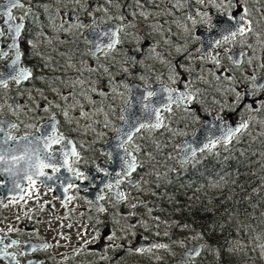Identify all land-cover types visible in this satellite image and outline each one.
<instances>
[{
	"label": "snow or ice",
	"instance_id": "snow-or-ice-1",
	"mask_svg": "<svg viewBox=\"0 0 264 264\" xmlns=\"http://www.w3.org/2000/svg\"><path fill=\"white\" fill-rule=\"evenodd\" d=\"M154 2V0H153ZM57 5L64 4V0H55ZM108 5H112L116 8H120L121 5L117 0H106ZM256 5L261 4V0H254ZM137 8L141 9L139 16L145 20L149 18L151 13L143 11V0H135ZM70 5H76L77 8H71L68 12L57 10V15L61 17L63 21L55 31H64L68 34L72 33L73 29H87L94 39L89 40L91 47L89 55H91L97 62L98 66L103 69V72L109 75V83L113 84L112 92L121 98L125 93L119 91L120 82L114 80L109 68L103 64H99L100 58L116 61L115 54L124 52L125 59L121 71L128 74L132 80H135V75L130 72V67L134 68L138 63L142 61L138 60L135 55L132 54L133 48L130 47L127 51L123 49V45L128 43L129 45L140 44L142 37L138 31H127V29H138V25L133 23L124 15L116 17L108 16V19L103 23L110 24V21L116 19L118 24L111 25L107 28L101 27L100 19L95 16L93 8L89 5L88 0H67L65 7ZM195 5H200V8H194V5L190 3V0H175L172 5L173 8L181 9L188 8L191 12L195 10V16L189 15L188 19L191 21L193 27L197 24H202L204 30L207 33V39L203 35L190 36V39L200 41L197 48L193 49V52L198 53L196 57L201 62H207L215 66L216 69L221 70L220 75L215 76V80L221 82L226 81L229 87L217 88L218 92L222 91V95L227 99L214 100L213 103L217 105L215 112L210 111L204 107V101L202 98L201 90L195 87V81L183 80L179 72L168 77L171 85H177L171 87L164 85L159 90L153 89L151 85L146 86L141 90L135 84L123 83L122 87L128 94V98L124 100V105L119 109V121L120 126L112 128V122L108 119L107 113H105L104 128L110 129L115 132L114 136V150L102 153L107 155L109 162H118L119 171L109 172L107 168L97 164L94 171L96 173H103L104 176H113L114 179L104 184V188L100 189L101 194L96 197L95 204L97 211L100 213L106 210L99 206V202L106 198V193L114 200V203L119 205L121 203H127V206L131 210H135L141 206H146V201L141 200L139 204L135 202V198L132 196V189L137 192L142 191L140 183L134 180L133 174L138 169L143 168L144 164L138 159V155L144 151V148L138 143L137 139H152L151 136L145 137L143 133H156L161 130L172 133L176 136H187L188 133L183 130H173L170 127L172 117L176 112L185 114V117L190 118L192 122L200 123L201 128L204 130L202 139H199L197 132L199 129L194 130L192 133V139L185 143L178 145L177 148L181 153V157L178 160L180 167L186 168L191 166L195 168L198 164L202 163V160L207 156L220 157V151L225 153H231L235 145L241 143V138L248 134L250 126L255 119L256 114L264 113V76H257L255 72L256 68H253L252 75H243V81H245V87L238 89L234 86V83H239L236 77L228 75L231 69L224 68L221 60V56H226L229 63L237 70L242 71V65L246 63L251 67L254 60L261 59L259 56H250L248 52L243 49H250L253 53L257 50L264 51V11L261 7H249V0H195ZM209 5L216 10V18H213L208 11H201L205 6ZM42 6L46 13L51 12V6L48 3L42 5H36V7ZM14 9H23V15L17 17L13 14ZM103 10L105 15L108 13L107 8L101 9L96 6L95 11ZM84 11L91 18L89 23L85 24L80 17L73 16V12ZM254 13L260 14V19H254ZM171 14V13H169ZM35 13L33 12V5L31 0L26 6L22 0H4L3 7L0 8V18L3 19V26H0V44H2L5 37H10L11 43L7 45V49L13 52V58L9 63L5 65L3 69H0V96L7 97V92L10 90V84L15 85L17 91L27 92L26 99L31 102L35 97L32 95L33 89H25L23 86L27 82H31L36 79H44L43 77L34 76L33 70L26 67L22 63L23 53L20 51V45L17 42L22 30L25 28L24 21L29 16ZM132 17L135 18L137 13L133 11ZM199 17V20L196 19ZM38 19V17H35ZM48 19L55 25L54 18L49 15ZM20 22L17 23L16 21ZM74 21V22H73ZM67 24V27H65ZM185 32L189 31L187 26L184 28ZM47 39V37H45ZM253 40L254 43H250ZM168 41H165L167 43ZM29 46L35 49L36 45L29 40ZM51 43V40H48ZM63 43V41H61ZM239 44L240 50L237 51L236 45ZM136 52L140 51V48L134 49ZM186 50V49H185ZM155 52V48H152ZM181 49L177 48V52ZM34 55L40 56L44 59L43 54L40 52H34ZM63 55V54H61ZM159 55V54H157ZM9 56V51L0 48V61L5 60ZM192 53L190 52L186 59L191 60ZM163 62V61H162ZM50 61L45 60L43 66H47ZM68 68H75L76 65L69 62ZM259 69H264V62L258 65ZM185 71H191V68H185ZM89 72H96L97 68H87ZM80 75L83 74V69H78ZM141 81H145V76L139 77ZM200 79H203L201 77ZM90 81L76 79L64 81L62 83L67 87L66 93L61 92L59 88L52 87L51 91L59 98L60 102L56 103L54 100L49 99L44 90L36 88L35 92L43 99L44 103H35V109L47 113V123L38 124L36 122L24 124L20 119V113L32 111L28 108L27 104L17 103L15 107L9 102L10 98H5L3 103H0V177H4L5 180H0V189L6 187V182H10L11 186L8 187V192L12 195L0 198V206L8 207L9 204L16 205L21 204L22 207L26 206L29 200H33L39 211L43 212L45 206L50 202L45 201L41 203L40 190L37 184H41L47 188L48 193L57 191V187H54L58 183L59 188L62 189L63 196L55 197L61 201L62 207L67 208L75 196L70 193L78 190L80 184L84 181H89L92 187H95L93 178L86 174L78 167L84 160L81 152L77 149L76 142L69 137L64 131L61 130V121L57 119V110L63 117V122L71 126L74 122L79 126V122L76 117L70 115V110L75 111L77 107L80 109L78 117L88 118L90 113L84 110V105L80 99H77V93L74 91L77 87L81 89L79 97L88 100L90 104H94L91 96L86 94L84 90L85 83ZM208 83L207 80L204 81ZM46 87L49 86V82L45 80ZM182 85V87L180 86ZM90 91L97 93L100 96H107L103 91H99L95 87H91ZM139 93V94H137ZM230 94V95H229ZM46 105V106H45ZM8 112L16 117V120H9L2 118L5 112ZM138 109V110H134ZM112 112H116L115 108L111 109ZM99 111H103L101 108ZM201 112L205 113L208 118L201 115ZM247 114V115H245ZM238 117L233 121L232 116ZM43 119V117H41ZM259 124H264V121H256ZM21 125L27 131L23 135H17L21 131ZM87 128H91L93 132L95 129L92 126L86 125ZM187 127V125H185ZM75 131V129H72ZM163 134V132H161ZM99 136L106 135V133H99ZM264 135V133H260ZM157 150L160 149V145L155 143ZM80 148H84V143H80ZM150 160L154 159L150 152L146 153ZM243 151L240 152V156H244ZM230 157L224 156L226 161ZM168 159H173L169 156ZM219 175V173L217 174ZM220 180H224V176H219ZM79 181L80 183H76ZM51 182V183H49ZM212 186L216 187V181H211ZM121 185H126L124 189H121ZM88 187H85V191ZM255 191V190H254ZM5 200L7 202H5ZM89 203H93L89 201ZM35 211V209H30ZM147 213L151 218L159 223H166L161 221L159 216H152V208L147 209ZM28 215L27 212L24 213ZM264 215V214H262ZM20 217L17 216V219ZM67 218V217H65ZM235 218L228 217L229 221H233ZM261 225H264V219L260 221ZM71 227V225H68ZM107 233L104 237L109 243L108 248L116 249L124 247L123 244H117V240H127L129 236H135V229L137 227L142 228L144 231L149 230V226L146 220H141L137 217L135 211H129L127 213H119L114 215L109 224L106 225ZM182 229L188 228V225H181ZM225 223L210 224V231H216L217 229L223 233ZM19 231L9 226L8 231L0 235V261L4 264H20L18 256L27 255L26 250H21L18 253L12 252L10 249L20 248V241L11 239L10 233ZM255 232V229L251 225L243 224L240 222L237 228V236L240 232ZM160 233H156L159 235ZM168 235L167 232L164 233ZM66 239L67 237H61ZM100 239L99 233H95L92 236L91 241H85V245L92 241ZM191 241L204 240L202 232H195L192 236L187 238ZM254 248L259 249V255L261 259H264V242H261V234L253 236ZM184 246V241L179 242ZM223 244L226 245L224 251L229 255L236 254L245 248V245L241 239L225 237ZM51 247L49 244H43L39 246V249H48ZM26 248H30L32 252L38 250L37 246L30 244L26 245ZM165 250L170 251L168 244L155 243L147 247L128 248L129 252L134 253H151L153 250ZM83 250V246L74 253L79 255ZM208 250L217 259H220L221 249L219 247L212 248L208 245L207 241L202 244L193 246L187 249L178 262V264H196L197 258L202 256V253ZM101 259H107L105 256H101ZM68 259V257H65Z\"/></svg>",
	"mask_w": 264,
	"mask_h": 264
},
{
	"label": "flooded vegetation",
	"instance_id": "flooded-vegetation-1",
	"mask_svg": "<svg viewBox=\"0 0 264 264\" xmlns=\"http://www.w3.org/2000/svg\"><path fill=\"white\" fill-rule=\"evenodd\" d=\"M264 1V0H263ZM22 2L27 6L29 4V0H22ZM48 0H39V3L44 4L47 3ZM4 0H0V8L3 7ZM95 5L92 7L93 9L98 5L95 1L91 2ZM190 3L194 5V8H200V5H195V0H190ZM92 4H90L92 6ZM254 8V7H250ZM33 6V12H34ZM189 15L195 16V10L193 9L191 12L187 8ZM204 11V9H201ZM209 13L213 15V18H216V10L214 8L208 9ZM264 11V9L262 10ZM13 14L17 17L23 15V9H14ZM73 16H77V13L73 12ZM35 17H38L36 15ZM33 15H29L25 21V28L22 30L21 37L17 41L20 45V51L23 53L22 63L24 66L29 67L33 70L34 76L43 77L44 79H36L31 82H27L23 87L25 89L31 88L33 89L32 95L36 98H39V95L35 92L36 88H40L45 91V94L48 92V87L45 85V81L48 78V73L51 70H46L51 65L48 63L47 66H43L45 63H42L40 60V56L34 55V52H40L43 55L49 54L50 52H67L68 43L65 41L64 45H61L59 48L52 50L56 47V41L51 40L52 46H47L45 49L43 47V43L38 45V42L35 38L36 34L39 32L38 30V22L36 23L34 19H36ZM81 20L90 21V17L88 14H84L79 16ZM44 15L42 14L40 19H43ZM197 18V17H196ZM254 19L259 20L260 14L254 13ZM17 23L20 21L17 20ZM74 22V21H73ZM264 23V21H261ZM45 24V23H44ZM0 26H3V19L0 18ZM52 31V30H51ZM199 35H203L204 37L207 33L202 27L198 31ZM206 34V35H205ZM66 39V38H64ZM31 40L35 45V49L29 46L28 41ZM44 40L48 42L44 37ZM63 40V39H62ZM11 43L10 37H5L3 39L2 44H0V48H4V50L9 51V56L0 61V69H3L7 63L13 58V52L7 49V45ZM250 43H254L253 40H250ZM199 45H197L198 47ZM196 47V48H197ZM52 48V49H50ZM237 51L240 50L239 44L236 45ZM248 52L250 56H259L261 59L254 60L253 65L250 67L246 63L242 65V71L240 70V89L245 87V81H243V75H252L253 68H256L257 71L255 74L257 76H264V69H259L258 65L261 62H264V51L257 50L256 53H253L250 49H243ZM69 54H63V57H68ZM139 56V55H138ZM137 56V57H138ZM138 59H141L140 56ZM221 60L228 61L226 56H221ZM229 62V61H228ZM231 65V64H230ZM138 78V74H135ZM141 85V84H140ZM150 85V84H148ZM166 85V84H159ZM143 86V85H142ZM152 86H157V84H151ZM168 86V85H167ZM145 87V86H143ZM9 91L7 92V97L0 96V103L4 102L5 98H10L9 102L13 104V107L17 103L35 105L37 103L34 101H27L26 96L27 92H19L17 91L15 85L10 84ZM217 97L216 100H220V94L211 91L209 93V97ZM44 102H41L43 104ZM215 107L217 105L214 104ZM210 111L211 107L205 106ZM27 111V109L25 110ZM28 112V111H27ZM201 115L205 118H208L205 113L201 112ZM247 115V114H245ZM2 118H6L9 120H16V117L11 115L7 109H5L4 115ZM20 119H24V112L20 113ZM58 120H60L57 117ZM210 119V118H208ZM233 121L237 120L238 117L235 115L232 116ZM61 121V120H60ZM256 121H264V113L256 114L253 123L250 126L249 132L251 135H244L241 138V143L238 144L237 156H238V168L240 170V161L245 166L249 168L252 165L254 168H264V154L261 163V153L264 152V135H260V133H264V124H259ZM47 123V118L45 117L38 124ZM203 123V119L200 123L193 122L192 124H197L195 126V130L201 129V124ZM61 130H63L61 126ZM27 131V130H26ZM23 125H21V131L17 133V135L24 134ZM69 135L68 133H66ZM191 137L187 138L190 139ZM185 139V140H187ZM77 144L78 151H81L78 142L73 139ZM184 140V141H185ZM183 141V142H184ZM110 144V143H109ZM107 146L101 147V153H106L108 150ZM245 153L244 156H240L241 150ZM234 151L231 153H225L223 151L220 152V157L207 156V158L202 160L201 166L199 168H192L190 165V170L184 172L181 170V173L184 177H179L177 179V185L182 188L189 189V192H192L193 188H197L199 184L202 185L209 181H216L218 184V189L220 186L227 185L226 189L218 190L216 193L206 194L201 197L199 192L197 199L194 200L196 204L200 202L201 204L194 206L201 208L202 215H198L197 212L191 214L190 222L189 220H185L184 216L181 214H165V200L160 193V188L152 185L150 182H146L145 178L142 177L143 169L140 168L136 173L133 174V179L139 181L141 190L137 192L135 189H132V196L135 198V202L137 204L140 203L141 200L146 201V206H141L135 210L129 209L127 203H121L119 205L114 203V200L110 197L109 194L106 193V198L99 202V206H102L106 211L100 213L97 211V206L95 204L96 197L101 194L100 189L104 188V184L112 181L114 179L113 176H104L103 173H96L94 171L95 166L97 164L101 165L104 168H107L109 172L119 171V166L114 165L115 163L109 162L107 155H100L95 158V160L90 161L84 158L81 164L78 166L84 171L86 174L90 175L95 183V187L91 186L89 181H84L80 184V188L71 192L70 194L75 196L71 203L68 204L67 208L62 207L61 201L55 199V197L63 196L62 189L59 188L58 183L54 185L57 187V191L53 193H48L47 188L41 184H37V187L40 190L41 195V203L45 201L50 202L45 206V210L43 212L39 211L37 204L33 200H29L26 206L22 207L21 204L12 205L9 204L8 207L0 206V235H3L4 232L8 231L9 226L14 229H18L19 231H14L10 233V238L20 241V248L10 249L12 252H19L21 250H26L28 252L27 255L18 256L20 264H178L181 260L183 253L192 248L195 245L202 244L207 241L208 245L212 248L219 247L221 249L220 259L217 260L211 252L205 250L202 253V256L197 258L196 264H227V259L229 260L230 256L224 251L225 245L222 243L224 240V231L221 235H217L216 239L214 237V232L210 231L208 221L211 222L213 218L218 222V220L225 221L223 219L226 218L222 213L214 214L216 204L223 206L224 202L227 201V190L230 186L237 187L239 189L240 194V183L238 182H230L221 181L219 176H223L224 170L228 168L229 164L235 166V164L231 161L224 160V156L233 155ZM139 159V158H138ZM252 159V160H251ZM219 173V175H217ZM0 180H5L4 177H0ZM51 183V182H49ZM76 183H80L76 181ZM200 185V186H201ZM220 185V186H219ZM10 182H6V187L0 189V198H4L12 195V193L8 192V187H10ZM85 187H88V190L85 191ZM126 185H121V189H124ZM217 189V188H216ZM264 190V189H263ZM220 192V193H219ZM254 200L257 201V204L261 205L262 208L259 210L262 211L259 213L260 216L264 219V191L260 193H255L253 191ZM252 194V192H251ZM92 201L93 203H89ZM5 202H7L5 200ZM239 206V218H240V204ZM153 209L152 216H159L161 221H165L166 223H159L157 226V221L153 220L151 216L148 215L147 209ZM213 210L210 212V210ZM30 209H35V211H30ZM129 211H135L137 213V217L141 220H146L149 226L148 231H144L142 228L137 227L135 231V236H129L127 240H117V244H123L124 247L111 249L108 248V241L104 239L107 233L106 225L110 223L112 217L119 213H127ZM197 211V209H196ZM27 212L28 215L25 216L24 213ZM210 214V215H209ZM17 216L20 218L17 219ZM199 216H203L206 219V223L204 225H197L196 221ZM67 217V218H65ZM220 218V219H219ZM174 219L176 222H174ZM68 225H71L69 227ZM181 225H188V228L182 229ZM167 232L168 235L165 236L164 233ZM195 232H202L204 235V240L191 241L187 238L192 236ZM218 232V231H217ZM95 233H99L100 239L97 241H92L85 245V241H91L92 236ZM156 233H160L156 235ZM61 237H67L66 239H62ZM180 241H184V246L180 245ZM155 243L168 244L170 251L165 250H153L151 253H134L129 252L128 248H137V247H147L151 246ZM30 244L33 246H37L38 250L32 252L30 248H26V245ZM49 244L51 247L48 249H39L40 245ZM83 246V250L79 255H74L77 249H80ZM101 256L107 257V259H101ZM68 257V259H65ZM0 264H4L3 261H0Z\"/></svg>",
	"mask_w": 264,
	"mask_h": 264
},
{
	"label": "rangeland",
	"instance_id": "rangeland-1",
	"mask_svg": "<svg viewBox=\"0 0 264 264\" xmlns=\"http://www.w3.org/2000/svg\"><path fill=\"white\" fill-rule=\"evenodd\" d=\"M93 1L98 3L97 6H99L101 9H108L107 15H105L103 10L95 11L96 7L93 9L95 16H97L101 21L102 28L110 26V24L112 25L115 22L119 23V21L116 19L111 20L110 24L103 23L108 19V16L116 17L119 15H124L129 20H132L133 23L138 25V29H127V31H138L139 35L142 37V41L140 44L129 45L128 43H125L122 46L125 51L132 47V54L136 57L139 55L141 58L138 59L139 56L137 57V59L142 61V63H138L134 68L130 67L129 69L130 72H132L134 75L136 73L138 74V78H135V80H132L131 77L128 76V74L121 71L122 67L127 66L124 64V52L115 54V59L116 61H119V63H114L112 60L106 59L104 57H101L99 61V64H103L105 67L109 68V71L112 74V77H114V80L120 82L119 91L125 93L123 98L112 92L113 84L109 83V75L105 74L103 72V69L98 66V62L91 55H89L90 44L84 39L85 34L89 30L73 29L71 34H68L64 31H55V28L63 22L61 20V17L56 14L57 10L59 9L63 12H68L71 8H77V6L70 5L66 8L65 4H67V0H64V4L59 5L55 3V0H48L47 3L51 6V12L46 13L42 6L36 7V5H42L41 3H39V0H31V4L35 8V16L38 15V19H34L36 23L38 22L39 32L35 36L38 45L43 43V47L47 50V46H52L51 43H48L44 40V37H48L49 39L56 41V47H54L53 49L50 48L52 50L49 51H54L55 49H57V47L59 48L61 45H64L65 41L68 43L67 52L69 53L50 52L49 54L43 55L44 59H41L40 57L42 63H45V60H47L50 61L49 64L51 65V67H48L46 69L51 70V72L48 73L47 81L49 82V86L46 95L49 97V99H52L54 100V102L59 103V98L56 97L55 94L51 91L52 87L59 88L61 92L66 93L68 89L62 83V80L69 81L82 79L90 81V83H85L84 90L86 91V94L88 96H91L92 100L95 101L94 104H90L88 100L79 97L78 94L81 91L79 87L74 90L77 93V99H80L81 103L84 105V110L90 113V116L88 118L81 119L78 117V112L80 110L78 107L75 111L70 110V115L77 118L79 126H77L76 122H74L71 126L65 124L63 122L62 115L57 110L53 109V111L56 112L57 117L62 122L61 126L64 132L68 133L71 139H75L79 145L80 143H84L85 147L80 149L83 152L82 156L85 159L93 161L97 156L102 155L101 147L108 145L114 138L115 132L110 129L104 128L105 113H107L108 119L112 122V128L120 126V121L118 119L119 109L123 107L124 100L128 98L127 92H125L124 88L122 87L123 83L133 84V82L135 81L136 83L143 86H146V84H166L171 87H176L177 85H171L168 80V77L174 74L175 71L180 73L183 80L195 81V87L201 90L204 105L211 107L213 111H216L217 109V107H215L213 103V101L216 100L217 97H209V93L211 91L220 94L219 99L221 101L227 99V97L222 95V91H217V88H221L222 90L223 88L229 87L230 85H228L226 81H223V78L221 82L216 81L215 76L213 75V73H215L216 75H220L222 69L218 70L214 65L210 63L201 62L196 58L198 56V53L192 51L197 47V45L200 44V41L190 39L189 37L199 35L198 31L204 26L202 24H197L195 27H193L191 21L188 19L189 13L187 11V8H181L179 10L173 8L172 5L175 3V0H154V2L153 0H143L144 8L142 10L151 13L149 18L145 20L143 17L139 16V12L141 11V9L137 8L135 0H117V2L121 5L120 8L108 5L106 3V0H88L89 5L92 4L91 2ZM249 7H261V9L263 10L264 1L261 0V4L256 5L254 3V0H249ZM210 8L211 6L205 5L202 9H204V11H208V9ZM133 11L137 13V16L135 18H133L131 15ZM75 13H77L78 16L86 14V12L84 11H77ZM42 14L44 15V18L40 19ZM49 15L54 18L55 25H53L48 19ZM196 19L199 20V17H197ZM185 26H187L189 31L185 32ZM65 27H67V24H65ZM61 41H63V43H61ZM165 41L168 42L165 43ZM153 47L155 48V52L152 51ZM135 48H140V51L136 52L134 50ZM177 48H180L181 51L177 52ZM190 52L192 53L191 60L186 59ZM61 54H69V56L63 57V55ZM69 62L75 64L76 67L68 68L67 65ZM222 64L224 68L231 69V71L226 74L236 77V80L239 81V83H234V86L240 89V70L235 69L232 65H230L228 61H223ZM89 67L97 68V71L89 72L87 71V68ZM185 68H191V71H185ZM78 69H83L82 75L78 73ZM141 75L145 76V81H141L139 79ZM135 77L137 76L135 75ZM201 77H203V79H200ZM205 80H207L208 83H205ZM180 86L182 87V85ZM91 87H95L99 91H103L107 94V96H100L97 93L91 92ZM34 100L37 103L44 102L40 96L39 98H36ZM29 108H31L32 111H25L27 112V114L24 113V124L32 122L39 123L41 120H43L45 117L47 118L48 116L47 113L35 109L34 105H29ZM101 108L103 109V111H99ZM112 108H115L116 112H112ZM41 117H43V119H41ZM192 123L193 122L190 120V118L185 117L184 113L176 112L172 117L170 127L173 128L174 131L183 130L187 132V136H176L170 132L161 130L163 134H161V132L152 134L143 133L145 137L151 136L152 139L136 140V143L140 144L142 148H144V151L138 155L139 160L144 164V167L142 168V177L145 178L146 182H150L152 185H155L156 187L161 189L160 193L165 200V214H171L172 211L174 212L175 208V204H170V200L174 199L176 193H171L168 190V184L172 182L171 178L173 177L177 181L179 177H184V175L181 173V170H183L184 172L190 170V167H186L183 169L180 167L178 160L181 157V153L178 150L177 146L181 145L185 139L191 137V134L193 133V131L195 130V126L197 125ZM89 124L92 126V128L95 129V132H93L91 128L86 127V125ZM185 125H187V127H185ZM72 129H75V131H73ZM23 130L26 131L27 129L23 127ZM99 133H106V135H103L101 137L98 135ZM153 140L155 141V143L160 145L159 150L156 149ZM237 150L238 144L235 145L232 150L234 151V154L228 155L230 157L229 161L233 162L235 166L233 165V168L229 167L231 169L230 171L229 168L224 170V180L221 181H224L225 183L227 181H235L240 183V170L237 164ZM148 152L152 154L154 159H149V157L146 155V153ZM263 154L264 152L261 153V163ZM169 156L173 157V159H168ZM240 163L242 164L241 161ZM200 166L201 163L198 164L195 168H199ZM249 168L252 170L253 173L251 174L256 177V180L254 183H248L251 185L246 187V197H243L241 195L240 198V194H238L236 203L238 205L240 204V210L246 209L251 212L250 215H247V218H245L251 222V227L255 229V232L248 231L245 232L244 235L240 232L239 236H237V232H235V230H237L238 225L240 224V218L236 214L226 213L227 202H224L223 206L219 205L218 202V204H216L215 206L216 210L212 212V215L222 213L224 216H226V218L223 219L225 221L218 220L217 222L215 218H213L211 222H209L213 225L216 224V222L217 224L225 223V234L223 236L226 235L230 239H241L245 245V248L242 251L237 252L233 255H229L230 258L229 260L227 259V264H264V259H261L259 255V249L254 248L255 242L253 241V236H255L256 234H261V242H264V225H261L260 223L263 217L260 216L258 212V210L262 207L261 205L257 204L256 200L253 201L254 204L251 203L249 205H243L241 203L243 199L247 200L254 198V190L255 193L264 191V168H254L252 165H250ZM248 184L244 183L242 184V186H247ZM200 185L201 184H199L196 189L193 188L192 192L188 193V199L190 202H194V200L199 197V193L202 197L206 194H211L213 192L216 193L218 192V190L227 188V185H219L220 189H218V184H216V187H213L211 181L206 182L205 184L203 182L202 185ZM174 187H177L179 190L184 189L181 186L175 184ZM189 189L186 190L188 191ZM167 193H169L168 196ZM194 204L197 206L201 203L198 202V204H196L194 202ZM212 210L213 208L210 210V212ZM229 216L234 217V220L237 221V223L229 224ZM172 220L176 222L174 219ZM244 220L245 219L243 216L242 221ZM214 237L218 239L215 235ZM223 241L224 240H222V243Z\"/></svg>",
	"mask_w": 264,
	"mask_h": 264
},
{
	"label": "trees",
	"instance_id": "trees-1",
	"mask_svg": "<svg viewBox=\"0 0 264 264\" xmlns=\"http://www.w3.org/2000/svg\"><path fill=\"white\" fill-rule=\"evenodd\" d=\"M231 167L233 168L234 166L232 164H229L228 168ZM231 169L229 168V171ZM251 173L252 170L250 168L247 167V164H245V166L243 164L240 163V198H241V195L243 197H246V193H245V190H246V187H248L249 185L251 184H248L249 182L251 183H254L255 180H256V177H254ZM172 182L169 185L168 187V190L171 192V193H176L175 194V197L174 199L170 200V204L171 203H174L175 204V208H174V212L172 211L171 214L173 213H176V214H181L184 216V219L185 220H189L190 222V216L191 214L193 213H196L198 215H202L201 213V208L200 207H195L193 203H191L188 199V193L189 190L187 191L185 189H182V190H179L177 187H174V184L177 185V181L175 178H171ZM244 183H247L248 185L247 186H242V184ZM242 186V187H241ZM239 189L237 187H232L230 186L227 190V207H226V213L230 214V213H233V214H236L238 215L239 214V206L238 204L236 203L237 201V198H238V194H239ZM169 193H167V196H168ZM243 199V201L241 202L243 205H249V204H254L253 201H254V198H251V199ZM197 209V211H196ZM258 212H262L260 210H258ZM251 212H249V210H240V222H243V224H246V225H251V222L248 221L246 218L247 215H250ZM244 216V221L243 220V216ZM246 217V218H245ZM235 221V220H234ZM229 221V224L231 223H237V221ZM210 221H208V224H209ZM197 225L199 224V226L201 225H204L206 223V219L205 217L203 216H199V218L197 219L196 221ZM217 224V222H216ZM218 231V232H217ZM235 232H237V230H235ZM221 235V232L217 229L216 231H214V235L217 237V235ZM241 233L244 235L245 232L244 231H241ZM224 237H227L226 235Z\"/></svg>",
	"mask_w": 264,
	"mask_h": 264
},
{
	"label": "water",
	"instance_id": "water-1",
	"mask_svg": "<svg viewBox=\"0 0 264 264\" xmlns=\"http://www.w3.org/2000/svg\"><path fill=\"white\" fill-rule=\"evenodd\" d=\"M94 5H95V3L92 4V7H93ZM84 23L87 24V23H89V21H88V20H84ZM115 24H118V23L115 22V23H113L112 25H115ZM107 27H109V26H106V27H104V28H107ZM205 35H206V34H205ZM204 38L207 39V35H206ZM84 39L88 42L89 40L94 39V37L91 36L90 33H89V31H88V32L85 34ZM88 43H89V42H88ZM89 44H90V43H89ZM90 47H91V45H90ZM133 84H135L136 86H138L139 89H141V90L144 88L142 85L136 83L135 81L133 82ZM163 86H164V85H163ZM161 87H162L161 85H157V86H153L152 88H153V89H157V90H159ZM137 94H139V93H137ZM134 110H138V109H134ZM203 135H204V130L201 128V129L197 132V136H198L199 139H202V138H203ZM191 139H192V138L187 139V140H185L183 143H185L186 141L191 140ZM183 143H182V144H183ZM114 147H115V144H114V138H113V139L111 140L110 144H108L106 150H108V151H113V150H114ZM114 163H115L114 165L118 166V162H114Z\"/></svg>",
	"mask_w": 264,
	"mask_h": 264
}]
</instances>
